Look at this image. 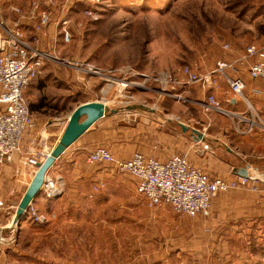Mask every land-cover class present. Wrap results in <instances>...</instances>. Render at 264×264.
<instances>
[{
  "label": "rangeland",
  "instance_id": "rangeland-1",
  "mask_svg": "<svg viewBox=\"0 0 264 264\" xmlns=\"http://www.w3.org/2000/svg\"><path fill=\"white\" fill-rule=\"evenodd\" d=\"M31 1L0 0V17L9 25L20 21L27 38L34 41L37 35L27 17ZM59 5L64 3L60 1ZM12 7L20 9L22 14L14 13ZM68 7L71 8L65 15L70 19V44H64L58 32L59 40L54 47L37 36L41 49L59 62H48L44 66L53 67L48 70V74L53 72L48 75L44 88L31 85L25 93L29 107L40 98H45L49 104L34 116L35 133L40 128L52 130L67 124L80 104L99 98L106 99L109 109L121 110L110 115L114 120L112 130L117 126H149L163 123L162 120H169L163 123L168 129L185 121L200 127L203 119L216 125L215 134L220 131L219 121L231 120L224 116L226 112L211 109L208 104L204 109H194L188 99L192 95L187 93L188 86L193 85L186 84L188 77L184 71L205 75L214 71L220 61L232 63L231 59L242 54L247 46L264 45V0H98L97 3L75 0L65 9ZM60 17L61 13H55L54 21ZM226 46L230 47L228 51ZM88 66L96 68L99 75H89ZM110 82H114L113 85ZM132 83L136 86L125 85ZM133 106H144L145 110H127ZM249 110L256 118L252 108ZM47 137L49 135H43ZM220 156L227 158L228 155L224 150ZM252 171V181L247 187L216 196L210 214L205 217H189L168 205L151 206L127 189L108 190L106 194L108 186L105 184L93 186L89 204H79L82 211L68 210L67 203H63L57 206L58 218L45 212L46 209L35 210L48 220L43 224L31 220H26L21 228L8 224L9 229L0 238L5 243H0V247L17 248V255H12L13 260L7 257L4 264H264V170ZM124 182L123 186H130L129 182ZM58 187L63 195L64 187ZM96 195H106L107 205H95L91 200L96 199ZM72 215L85 221L75 222ZM245 216L257 218L253 227L249 221L250 224L245 225L252 228L251 236L245 233L243 238L229 240V249L209 239L211 234L222 230L221 227L226 229L232 225L229 218L245 220ZM199 217L216 222L203 229L204 244H201V232L191 229L187 222ZM183 240L193 242L194 252L203 247L199 263L188 260L192 256L182 255V260L181 256H168L180 250ZM221 246L222 253L234 247L235 258L232 256L225 262L229 256L219 254Z\"/></svg>",
  "mask_w": 264,
  "mask_h": 264
},
{
  "label": "crops",
  "instance_id": "crops-1",
  "mask_svg": "<svg viewBox=\"0 0 264 264\" xmlns=\"http://www.w3.org/2000/svg\"><path fill=\"white\" fill-rule=\"evenodd\" d=\"M28 31H30V29H28ZM56 35L57 30L54 26H51L45 34L41 35V39L48 46L54 47L55 42L59 40ZM243 54L244 51L239 56ZM239 56L233 57L231 62L235 64L238 70L237 75L245 82L242 98L234 97L230 91L229 85L222 78L218 80V88H203L200 85L188 86L189 91L187 93H191L190 95H192L190 98L188 97V99L191 100L194 109H196V107L204 109L208 104V97L210 95L215 96L217 101H219L221 107L220 111L226 112L224 116H228L226 118L231 120L229 122L225 120L224 123H222L223 121H219L218 123L221 124L218 126L219 132L214 134L213 132L216 131V125H211V123H213L211 120L207 121L203 119L200 120V127H196L185 121L178 122L176 127L171 126V128L168 129L163 123L169 120H162L163 123L159 124H152L149 126L139 125L132 128L117 126L112 130L111 125H113L114 120L110 115H107L94 124L90 130L82 136L83 138L81 137L82 139L79 143L76 142L71 146L64 155L55 162L54 166L49 171L48 179L57 186L64 187L62 197L56 200H49L46 198L44 192L41 191L38 197L31 203L30 208L37 211L46 209V211L44 210L45 212L55 214L56 218H58L59 215L57 206L63 203H67L69 206L68 210L78 209L82 211L79 204H85L86 202V204H89L88 201L91 199L90 194L92 187L102 184L108 186L106 194H108V190L127 189L138 196L136 192L137 182L131 176L122 175L118 172L116 166L112 164H90L88 162L91 153L99 147L106 148L115 158L121 161H129L134 154L142 153L165 163L171 157L179 155L188 159L195 166L203 169L210 176L225 180L237 179L238 177L235 175V172L240 169H248L250 174L253 172V169L257 171L264 170V81L251 80L248 76V64H239ZM47 67L48 66L42 68L41 72H43L40 73L42 75L41 78L35 79L31 85H36L39 89L44 88L48 75L53 72L48 74V70L53 69V67ZM103 97H105V95ZM34 101L35 102L30 106L33 108L30 110H32L31 112L34 116L49 106L45 98H40L39 100L35 99ZM92 102H102L109 108L106 99L91 98V100L86 103ZM83 104L85 103L80 105ZM250 108L255 112L256 118L253 113L250 112ZM179 124L187 126L189 130L186 132L183 131ZM66 125V123L62 124L52 130L51 128L50 130L40 128L37 133H34L35 135L25 138L23 143V155H17L12 163H6L0 166V201L4 204L3 209L0 210V229L4 227L2 235H4L6 229H9L8 224L13 223L18 206L37 171V168L32 169L26 165L25 157L37 150H47V148L49 149L50 147L54 148L59 142ZM192 130L197 132V136L192 133ZM44 134L49 135V137L43 138ZM199 136L202 139H200ZM244 149H249V151H243ZM224 150L227 152V158H221L220 156V152ZM88 151L90 152L88 153ZM124 181L129 182L130 186H123L125 185ZM95 197L96 199L91 200L95 205H107L108 201L106 195H96L94 198ZM61 209L62 207L60 206V210ZM72 216L75 222L83 223L82 221H85L82 217L78 218L76 215ZM167 219V221L170 222L169 217ZM176 219L178 220V218ZM211 219L212 218L203 217L191 220L187 219V222L191 224V229H195L196 232H201L203 238L201 244L205 242V235L203 232L205 226L216 223L215 220ZM229 219L232 225L227 226L226 229L225 226L221 227L220 229L222 230L216 228L220 231L214 232L213 234H211V232L209 237L210 240L213 239L218 243H222V245L224 247L227 246L228 249L231 245L228 243L230 242L229 240H238L245 233V235L249 237L252 233L251 227H245L248 223L247 221L251 222L252 227L254 225L253 223L257 222V218L253 216H245V220L241 217H231ZM26 220H30L29 216H26L25 219L19 223L20 228L27 222ZM215 227L216 226L212 225V228ZM243 228L246 229V232L243 231ZM185 234H187V232H185ZM19 237L21 238L20 235ZM4 241L0 240V243ZM192 246V241L186 242L183 240V243L180 242V250L169 253L168 256L170 257L173 254L175 258L181 256V260L182 255L185 257L192 256L188 260H192V262L195 260L196 263H199V257L201 250L203 251V247L201 248L200 246L199 251L194 252L191 248ZM228 249L225 253H222L223 247L221 246L218 248L220 255L229 256L225 258V262H227L228 258L229 262L232 256V258H235L234 247H231L230 251H228ZM16 251L17 248L11 246L7 247L3 245L0 247V264H4L7 257L13 260L11 257L14 253L16 254ZM188 260H184V263H187ZM234 262L235 261H233V263Z\"/></svg>",
  "mask_w": 264,
  "mask_h": 264
},
{
  "label": "built area",
  "instance_id": "built-area-1",
  "mask_svg": "<svg viewBox=\"0 0 264 264\" xmlns=\"http://www.w3.org/2000/svg\"><path fill=\"white\" fill-rule=\"evenodd\" d=\"M60 1L64 5H59ZM74 1H31L27 17L32 24L33 32L41 38L51 26H55L61 41L70 44L72 31L70 19L65 13H68L71 7L66 9L65 7ZM11 9L16 14H22L16 7ZM55 13H61L58 21H54ZM37 36L34 41L29 40L20 21L9 25L0 17V166L12 163L17 155H23L24 140L35 133L37 127L25 93L46 63L59 62L53 55L41 49V42ZM225 49L228 51L230 47L226 46ZM238 62L241 65L248 64V76L251 80L264 81V45L247 46ZM87 73L91 76L99 75L98 70L92 66H88ZM184 73L188 77L186 84L200 85L203 88L217 87L218 77L223 78L234 97H243L245 82L237 75L238 70L233 63L220 61L214 71L205 75H195L188 70ZM125 85L136 86L135 83ZM208 106L221 110L219 101L213 95L208 97ZM50 153L51 151L31 153L32 155L25 159V163L36 169L37 164L44 161ZM88 162L116 166L118 172L131 176L137 182V194L151 206L168 205L174 211L189 217L208 216L216 196L239 190L241 187L245 188L252 181V176L249 179L238 177L234 180L212 178L203 169L179 155L171 157L165 163L139 153L134 154L129 161H121L107 149L99 147L91 153ZM58 188L47 177L42 191L48 199L55 200L62 195V190L60 192ZM3 207L4 204L0 201V210ZM26 216L36 224L48 221L32 208L28 209Z\"/></svg>",
  "mask_w": 264,
  "mask_h": 264
},
{
  "label": "water",
  "instance_id": "water-1",
  "mask_svg": "<svg viewBox=\"0 0 264 264\" xmlns=\"http://www.w3.org/2000/svg\"><path fill=\"white\" fill-rule=\"evenodd\" d=\"M145 110L144 106L128 107V111ZM121 110H111L102 102L86 103L78 106L67 122V125L63 131V134L53 148L50 155L42 162L37 164L36 174L28 187L23 199L21 200L16 214L13 219V226H18L19 223L25 219L28 209L31 203L38 197L42 191V187L48 177V173L54 166L55 162L60 159L64 153L73 146L90 128L96 124L99 120L105 118L107 115H116ZM183 131H188L189 128L183 124H179ZM192 133L197 136V132L192 130ZM200 139H202L199 136ZM235 175L239 178L249 179L250 172L248 169H240L235 172ZM3 231L0 229V238Z\"/></svg>",
  "mask_w": 264,
  "mask_h": 264
},
{
  "label": "bare ground",
  "instance_id": "bare-ground-1",
  "mask_svg": "<svg viewBox=\"0 0 264 264\" xmlns=\"http://www.w3.org/2000/svg\"><path fill=\"white\" fill-rule=\"evenodd\" d=\"M112 83H114V82H112ZM252 174V173H251Z\"/></svg>",
  "mask_w": 264,
  "mask_h": 264
}]
</instances>
